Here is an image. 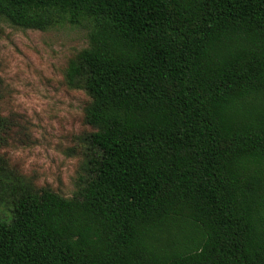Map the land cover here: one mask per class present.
<instances>
[{"label": "trees", "instance_id": "trees-1", "mask_svg": "<svg viewBox=\"0 0 264 264\" xmlns=\"http://www.w3.org/2000/svg\"><path fill=\"white\" fill-rule=\"evenodd\" d=\"M3 21L87 28L65 77L92 131L72 197L12 182L0 264H264V0H0Z\"/></svg>", "mask_w": 264, "mask_h": 264}, {"label": "rangeland", "instance_id": "rangeland-1", "mask_svg": "<svg viewBox=\"0 0 264 264\" xmlns=\"http://www.w3.org/2000/svg\"><path fill=\"white\" fill-rule=\"evenodd\" d=\"M87 35L84 26L42 31L0 22L1 218L11 215L12 182L48 187L65 197L81 183L85 137L92 131L85 121L90 97L68 84L65 70L87 47ZM193 234L174 229L160 234L157 244L174 247Z\"/></svg>", "mask_w": 264, "mask_h": 264}]
</instances>
